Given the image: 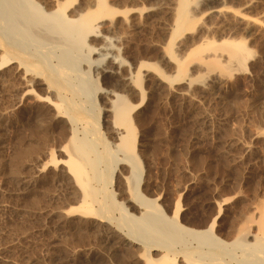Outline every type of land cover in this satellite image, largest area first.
Wrapping results in <instances>:
<instances>
[{"label":"rangeland","instance_id":"rangeland-1","mask_svg":"<svg viewBox=\"0 0 264 264\" xmlns=\"http://www.w3.org/2000/svg\"><path fill=\"white\" fill-rule=\"evenodd\" d=\"M35 1L48 10L64 0ZM107 1L116 9L136 10L131 19L119 16L118 33L100 25L98 34H107L104 41L115 46L112 55L133 75V87L144 92L146 99L139 106L138 89L115 88L113 75H101L98 67L108 63L105 55L111 51L92 53L99 62L90 67L83 60L77 74L68 70L74 84L59 90L51 87L47 75L58 76L51 70L67 64L70 51L42 45L27 49L25 43L13 48L3 43L0 31V56L7 49L19 53L0 57V264H149L144 244L126 241L135 226L125 224L121 209L104 208L113 194L116 202L138 214L131 207L127 182L118 179L119 165L113 168V183L95 182L98 200L92 205L100 212L76 209L83 189L66 162L73 128L79 138H90V147L99 155L106 153L101 138L116 147L113 128L120 126L104 98L110 90L136 106L132 118L143 165L138 186L143 195L156 200L169 218L179 210V221L194 229H206L216 218L215 232L226 243L240 231L264 237V0L193 2L197 15L191 27L174 39V55L187 64L182 76L167 50L176 0ZM69 3L68 14L73 16L88 6L86 0ZM214 6L228 13L215 15ZM223 40H243L251 52L233 59L223 49ZM87 41L95 48L104 42L96 35ZM200 45L201 51L192 52ZM144 62L152 66H142ZM47 64L55 67L50 70ZM83 73L89 74L90 102L77 82ZM60 94L83 111L60 116ZM99 215L106 216L104 224L98 223ZM224 248L230 250L232 264L249 261L242 247ZM172 264L189 263L179 257Z\"/></svg>","mask_w":264,"mask_h":264},{"label":"bare ground","instance_id":"bare-ground-1","mask_svg":"<svg viewBox=\"0 0 264 264\" xmlns=\"http://www.w3.org/2000/svg\"><path fill=\"white\" fill-rule=\"evenodd\" d=\"M86 1L88 6L86 7L85 11L73 16L68 14V4H70V0H64L62 2L60 1L56 3L54 2V7L49 8L48 10H45L35 0H0V31L4 33L2 37L3 43L5 42L7 45L13 48L16 47V44L21 46L20 43H25V45L27 44V46H29H26L27 49L30 48L31 45H42L44 46V49L45 47H48V50L54 47H61L65 51L69 50L71 55L69 54L70 58L67 60V64L64 66L60 65L58 68L54 66V71L51 70L53 65L52 67L51 65L48 67L49 64H47V67L53 71V73L58 75L54 76V74L51 73L47 75L51 81V87L54 86L59 90L68 89L70 87L69 85L74 84L71 83L72 75L69 77L66 73L68 70H72L76 72L75 74H77L82 71L80 64L83 60L88 62V66H90L92 63L95 64L96 62H99V59L97 60L92 59L93 57L91 58L92 53H99L100 50L111 51L107 52L105 55L106 57L109 56L108 63H106L104 67H98V69L101 71V75L105 77V79L107 75H113L115 79L114 81L110 82L113 83L112 85H114L115 88L116 86H123L127 87L129 91H133L135 89L137 90L138 88L133 87L132 85L133 75H130V73L124 71L122 69V62H118V57L116 55H112V50L115 46H113L112 43H106V40L104 41V39H107V34H98V32L100 33V25H106L108 33L115 31V33H118L119 31L117 32V30L119 28L117 25L120 26L118 22L120 21L118 20L119 16L125 15V17H128V19H131L136 13V10L133 8L116 9L107 0ZM195 1L197 0H176V3L174 2L175 5H173L175 7H173L174 12L172 11V14L174 15V23L172 25L174 27H171L172 32L169 33L172 34L167 50H169L170 55L176 62L178 75L185 73V66H187V64L184 63V59L178 58V56L174 55V39L184 30L191 27L195 19V16L193 15L195 13H193L194 10L192 11L191 7L193 6L191 5L193 2L195 3ZM218 1L220 2L221 0ZM226 12L227 10L222 6L220 8L215 6L211 8V13H215V15H222ZM195 15H197V13ZM95 35L102 36L104 41H101L102 43H100L101 45H98V48H95L87 41L90 36L92 37ZM222 42V44L227 43V46H223V49L226 50L233 59L236 58V60H239L241 57L245 58V56L251 52L250 48L245 42H243V40H223ZM211 44H213L214 47L215 43H210V47ZM201 47H203V45L195 47L192 52L197 51ZM23 48H25V46ZM201 50L202 48L199 51ZM4 52L5 54L1 53V56L3 55V60L4 58H8L9 53L15 55L19 54L8 49ZM200 57L203 56L201 55ZM233 59L231 61H233ZM141 65L152 66L146 62L142 63ZM219 66L222 67V64ZM229 66L223 64L222 68L230 69ZM58 69H60V72ZM140 77V75L136 76L137 83L138 85L142 86V79ZM88 79L89 74L83 73L82 76L77 79V82H80V84L84 87L82 92L84 94H88V98L90 99L92 97L90 96V92L92 93V91L86 87ZM72 80L74 79L72 78ZM138 91L139 92L137 94H140L138 96H140L141 101L137 106L142 105L146 99L144 92L139 89ZM105 92L106 94L104 98L107 100L109 99L110 104L108 103V106L113 109V117L115 120L114 123L120 126H114V132L112 131L113 137H116L115 139H117L118 142L115 143L116 147H109L107 141L101 138V142L103 143L104 148H106V153L99 155L94 147H90V138L88 139L87 136L86 139L79 138L77 136L78 134L76 133V129L73 128V130L76 132H72L70 142L73 145H70V153L68 154L69 158L66 162L69 164L70 169L74 173L76 181L78 180V184L82 186L81 189H83L81 198H79V207L75 208L84 214H94L96 208L94 207V209L92 204L98 200V189L95 185V182H102L105 185L107 182H110V184L113 183V168L115 165H119L120 173L118 175V179L121 180L122 178V180L124 179V181L127 182L128 188L132 191V194L130 195V202H132L131 207L134 211L138 212V214L131 212L128 206H125L120 202H116L113 194L109 195V197L112 199L111 204H105L104 208L106 207L105 209L110 212L116 208L121 209L124 221L126 222L125 224H128L133 228L135 226V231L128 235L126 241L130 244L142 242L145 247V253L147 251L146 255L148 257L149 264H172L179 257L180 259L187 260L189 264H232L230 262L231 260L229 261L227 254L230 250L228 251L227 249L226 251L224 245L240 246L245 250L247 255V257L244 255L243 256L249 261L252 260L250 261L251 264H264V237L261 236L262 233L261 235H253L249 232L243 233L240 231V233L234 237L231 242L226 243L215 232L216 218L210 225L207 226L206 229L191 228L179 221V210L174 213V216L169 218L159 208L156 200H150L140 192L138 186L142 181L143 165L140 162L139 155L136 152V132L132 118V111L136 106H131L127 97L117 93L115 90ZM60 97L62 103L57 104L59 109L60 107L63 108V110L58 112L60 116H63L64 113L68 114L70 112L73 114H80L79 110L83 111V109H79L80 107H77L78 105L76 103L74 104L65 96L60 94ZM92 100L90 99L89 102ZM70 116L72 119L75 117H73V115ZM94 118H92V120ZM74 119L77 120L76 117ZM96 120L98 121V118ZM92 122L94 123V121ZM95 126L97 125L95 124ZM96 132H99V129ZM97 137L100 139V135ZM101 164H104V167ZM72 209H70V211ZM99 212L100 211L98 210L97 213ZM100 217L101 216L99 215V219L97 220L98 223H105L106 219L104 218H106V216H104L103 219ZM260 219L262 220V218ZM144 235H147V237L142 239ZM248 237L252 238V241L248 240ZM190 240L191 242L188 243ZM192 240H196L195 244H193ZM155 251H158L159 253L157 252V256L153 257L152 254H154ZM239 261L240 264H242L241 261L244 262V260L241 259ZM245 262L243 264L248 263Z\"/></svg>","mask_w":264,"mask_h":264}]
</instances>
